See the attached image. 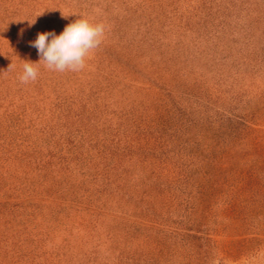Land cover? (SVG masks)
I'll list each match as a JSON object with an SVG mask.
<instances>
[{
  "label": "rangeland",
  "instance_id": "1",
  "mask_svg": "<svg viewBox=\"0 0 264 264\" xmlns=\"http://www.w3.org/2000/svg\"><path fill=\"white\" fill-rule=\"evenodd\" d=\"M0 264H264V0H0Z\"/></svg>",
  "mask_w": 264,
  "mask_h": 264
},
{
  "label": "clouds",
  "instance_id": "2",
  "mask_svg": "<svg viewBox=\"0 0 264 264\" xmlns=\"http://www.w3.org/2000/svg\"><path fill=\"white\" fill-rule=\"evenodd\" d=\"M105 32L104 24H91L87 19H78L68 24L60 35L55 32L38 33L30 42L38 50L39 62L54 71H80L85 67V58L102 42ZM51 38V39H50ZM39 62H26L23 73L19 76L21 83L35 81Z\"/></svg>",
  "mask_w": 264,
  "mask_h": 264
}]
</instances>
